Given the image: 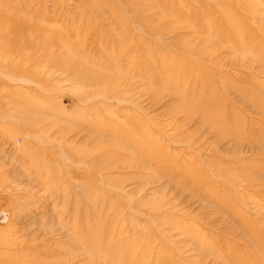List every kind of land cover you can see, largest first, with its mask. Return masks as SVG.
<instances>
[{
    "label": "rangeland",
    "instance_id": "374dc122",
    "mask_svg": "<svg viewBox=\"0 0 264 264\" xmlns=\"http://www.w3.org/2000/svg\"><path fill=\"white\" fill-rule=\"evenodd\" d=\"M262 143L264 0H0V264H264Z\"/></svg>",
    "mask_w": 264,
    "mask_h": 264
},
{
    "label": "bare ground",
    "instance_id": "6f19581e",
    "mask_svg": "<svg viewBox=\"0 0 264 264\" xmlns=\"http://www.w3.org/2000/svg\"><path fill=\"white\" fill-rule=\"evenodd\" d=\"M162 40V39H161ZM71 49V48H70ZM70 51V50H69ZM91 52V51H90ZM76 53V52H75ZM63 54V53H62ZM71 54V53H70ZM58 55V54H57ZM91 55V54H90ZM86 56V55H85ZM87 60V62H89V60L88 59H86ZM91 62H93V61H91ZM77 63V62H76ZM75 63V64H76ZM79 63V62H78ZM85 63V62H84ZM75 64H72V65H75ZM81 64V63H80ZM89 63H87V64H85V65H88ZM93 65L95 66V64L93 63ZM75 67V66H74ZM77 67H79L78 65H77ZM83 67V66H82ZM88 67V66H87ZM86 67V68H87ZM69 68V67H68ZM88 69V68H87ZM112 69V68H111ZM73 72V71H72ZM87 72V71H86ZM90 72V71H89ZM84 73V72H83ZM88 73V72H87ZM93 73V72H92ZM91 74V73H90ZM95 74H97V73H94V75ZM85 75H86V73H85ZM88 76V75H87ZM97 76V75H96ZM88 78V77H87ZM100 78V77H99ZM107 79H108V77H107ZM98 80V79H97ZM102 80V79H101ZM98 83H99V81H98ZM102 84V83H101ZM119 102V101H118ZM202 110V109H201ZM200 110V111H201ZM22 113V112H21ZM16 116V115H15ZM102 130V129H101ZM37 141V140H36ZM262 144H264V143H262ZM256 147H258V146H256ZM256 149V148H255ZM257 151V150H256ZM61 155V154H60ZM264 168V167H263ZM264 174V173H263ZM106 175V174H105ZM106 180V179H105ZM113 186V185H112ZM108 187V186H107ZM114 188V187H113ZM223 213V212H222ZM225 213V212H224ZM226 217V216H225ZM117 231H119L120 232V229L119 230H117ZM115 229H113V228H110L106 233H105V235L103 236V240H105L106 242H110V241H113L114 240V238H115V235L118 233L119 234V232H117ZM258 238H259V236H258ZM115 242V241H114ZM114 252V251H113ZM144 252H146V251H144ZM143 252V253H144ZM261 254V253H260ZM143 257H145V256H143ZM215 257V256H214ZM259 257V256H258ZM263 258V257H262ZM143 259V258H142ZM261 260V259H260ZM260 260L259 261H254L255 263L257 262H259V264H261L260 263ZM117 261V260H116ZM125 261V260H124ZM118 262V261H117ZM250 262V261H249ZM248 262V263H249ZM253 262V263H254ZM256 263V264H257ZM108 264V263H107ZM113 264V263H112ZM133 264H137L136 263V261H135V263H133ZM220 264V263H219ZM242 264V263H241ZM251 264H252V261H251Z\"/></svg>",
    "mask_w": 264,
    "mask_h": 264
}]
</instances>
